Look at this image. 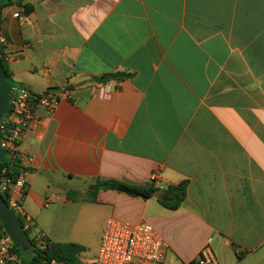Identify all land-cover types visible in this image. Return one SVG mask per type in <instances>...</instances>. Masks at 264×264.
<instances>
[{"label":"crops","instance_id":"1","mask_svg":"<svg viewBox=\"0 0 264 264\" xmlns=\"http://www.w3.org/2000/svg\"><path fill=\"white\" fill-rule=\"evenodd\" d=\"M20 2L0 15L18 56L7 68L19 86L59 97L20 147L37 229L83 247L79 258L91 245L98 255L115 220L156 229L169 246L162 264L205 249L219 264H264V0ZM23 10L25 24L14 18ZM116 73L130 77L98 80ZM182 183V205H162Z\"/></svg>","mask_w":264,"mask_h":264},{"label":"built area","instance_id":"2","mask_svg":"<svg viewBox=\"0 0 264 264\" xmlns=\"http://www.w3.org/2000/svg\"><path fill=\"white\" fill-rule=\"evenodd\" d=\"M20 4V0H12ZM23 7L22 4H20ZM21 24L28 21V14L23 10L14 14ZM9 43L0 35V59L6 64L15 61L18 56L8 51ZM59 104L58 94L52 90L36 93L19 86L14 90L10 112L0 121L1 144L8 152L5 161L18 168L13 172L10 167L0 168V195L8 206L20 218L23 228L31 242L39 250H46L50 242L37 229L34 219L24 209V199L28 191V171L21 165L20 147L29 131L40 122L39 110L53 112ZM169 246L164 237L152 226L140 224L128 227L111 220L107 224L101 239L98 255L94 264H162ZM0 264H29L25 262L15 244L0 224ZM44 264H66L52 260ZM191 264H219L209 249Z\"/></svg>","mask_w":264,"mask_h":264},{"label":"trees","instance_id":"3","mask_svg":"<svg viewBox=\"0 0 264 264\" xmlns=\"http://www.w3.org/2000/svg\"><path fill=\"white\" fill-rule=\"evenodd\" d=\"M12 3V0H4L2 6L0 7V15L1 11L7 7L9 4ZM1 54V50H0ZM1 64L3 65L5 71L7 72L8 76L11 79V83L14 89L18 88L19 85L13 80L11 73L7 68V64L0 59ZM130 77V75L124 73H116L111 75H104L100 77L98 80L101 83H108L111 81H123ZM8 166L13 172H16L18 165L14 163L11 167L5 159L0 164V168ZM98 189H109V190H116L118 192L134 196V197H141V198H150L154 195L157 189L154 186L150 187H135L124 184L118 181H98L97 187ZM187 193V183H182L177 187H171L167 191V195L165 198L160 199V202L165 207L176 210L178 209L186 198ZM1 224V223H0ZM1 227H3L1 225ZM50 242V241H49ZM34 246V253H31V256L25 260L29 264H44L45 262H49L52 260H57L64 262L66 264H84L79 260V255L81 252L84 251L83 247L74 244H60V243H51L46 250H39L35 244L32 242ZM21 255V248L15 245Z\"/></svg>","mask_w":264,"mask_h":264},{"label":"water","instance_id":"4","mask_svg":"<svg viewBox=\"0 0 264 264\" xmlns=\"http://www.w3.org/2000/svg\"><path fill=\"white\" fill-rule=\"evenodd\" d=\"M4 0H0V7ZM14 88L11 79L5 71L0 62V121L10 112L12 95ZM8 152L1 144V130H0V164L4 161ZM155 195H163L161 191H155ZM0 223L4 230L11 238L13 243L21 248L24 252L34 253V246L25 232L20 218L8 206L4 198L0 195Z\"/></svg>","mask_w":264,"mask_h":264},{"label":"rangeland","instance_id":"5","mask_svg":"<svg viewBox=\"0 0 264 264\" xmlns=\"http://www.w3.org/2000/svg\"><path fill=\"white\" fill-rule=\"evenodd\" d=\"M50 209H52V207ZM54 232H55V235L57 236V238H59V239L66 238L68 236V234H69V231H54ZM96 234H97L96 231H88L87 236L90 239H95ZM60 244H62V243H60ZM85 250H86V254L82 258H79V260L81 262H84L83 261L84 258H91V257H94L95 255H97V249H96L95 245H91L89 247H85ZM30 256H31L30 252H24L21 249V257H22V259L27 260Z\"/></svg>","mask_w":264,"mask_h":264}]
</instances>
